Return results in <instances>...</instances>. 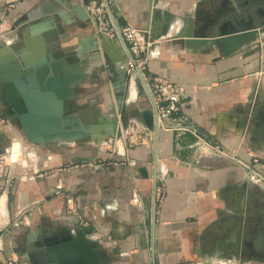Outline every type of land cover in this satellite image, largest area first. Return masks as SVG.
Segmentation results:
<instances>
[{
	"label": "crops",
	"instance_id": "0c3cea01",
	"mask_svg": "<svg viewBox=\"0 0 264 264\" xmlns=\"http://www.w3.org/2000/svg\"><path fill=\"white\" fill-rule=\"evenodd\" d=\"M44 1L0 0V25L6 27L0 48H23L22 29L34 22L27 15ZM97 1L104 8L102 28L116 33L106 0ZM220 1L111 0L109 5L118 24L120 18L140 30L146 80L161 77L183 88L179 113L169 122L184 115L237 159L263 162L264 29L229 54L209 43L185 48L173 39L187 28L186 17H206ZM163 10L173 16L165 17ZM159 24L170 36L161 30L150 36L146 27ZM58 31L52 45L67 51L93 33L94 25L61 21ZM109 37L124 56L117 35ZM108 62L86 70L77 95L81 107L115 112ZM132 78L136 88L138 78ZM3 95L0 82V107ZM126 103L130 125L109 145L77 137L31 142L18 119L7 118L0 130V264L11 256L20 264H39L31 244L41 235L76 230L92 241L100 264H264V253H244L264 228V184L247 180L244 168L190 132L159 128L156 135L148 129L135 116L152 107L146 92L136 88L128 98L127 91ZM154 173L160 187L155 212Z\"/></svg>",
	"mask_w": 264,
	"mask_h": 264
},
{
	"label": "water",
	"instance_id": "95a60500",
	"mask_svg": "<svg viewBox=\"0 0 264 264\" xmlns=\"http://www.w3.org/2000/svg\"><path fill=\"white\" fill-rule=\"evenodd\" d=\"M89 1L75 4L68 0H45L27 15L28 22H34L22 29L23 48L19 51H13L8 46L0 48V82L4 102L13 109L20 129L31 142L45 143L46 138L58 134L78 136L82 133L85 136L75 140L90 138L96 143L121 137L130 123L126 95L130 77H133L131 65L152 106L135 116L156 135L158 133L155 99L122 34L121 27L127 23L117 18L118 24L111 6L107 5L116 35L123 45V56L113 45L115 39L112 40L108 30L102 28L99 18H92L89 14L86 8ZM232 1L235 4L229 6ZM232 1L221 0L220 4L209 8L206 17H186L187 28H183L173 39L185 48L209 43L216 45L224 54L238 50L264 29V0ZM163 11L165 17L172 15L167 10ZM77 20L93 24L94 32L79 40L72 50L62 51L52 45L60 22L69 25ZM146 30L150 31V36L159 35V30L162 31L160 35L166 33L160 24L152 30L148 26ZM144 39H148L146 32ZM103 60L109 61L114 77L115 112L108 107L102 112L92 104L78 107L76 103L77 89L86 78V70ZM154 166L156 170V159ZM140 172L144 173V170L140 169ZM155 208L156 191L153 212ZM34 237L35 232H30L28 240ZM255 242L264 246V228ZM31 247L39 256V264H100L102 258L83 230L69 235H41Z\"/></svg>",
	"mask_w": 264,
	"mask_h": 264
},
{
	"label": "built area",
	"instance_id": "2783aa9c",
	"mask_svg": "<svg viewBox=\"0 0 264 264\" xmlns=\"http://www.w3.org/2000/svg\"><path fill=\"white\" fill-rule=\"evenodd\" d=\"M106 2L107 4H109L111 0H106ZM11 6H13V4H11ZM88 10H90V13L93 17L99 18L101 22L103 21L104 8L99 6L97 0L90 1ZM109 33L112 34L111 31ZM122 34L128 44L130 52L135 58L138 57L139 54L143 51L140 42L141 36L139 30L134 27L126 26L122 29ZM136 66H138L143 71L145 67V61L136 59ZM131 69H134V66L131 65ZM148 84L156 102L157 124L159 128L177 129L194 134L195 136H197L199 142L206 146V148L211 149L216 154L228 156L235 164L244 168L246 171L247 180L259 184H264V161L260 162L258 161V159H253L251 163H248L237 159L234 153L224 150L217 143L212 142V140L201 134L196 127L188 124L187 117L184 115H179L177 120L173 123L169 122V119L172 116L179 113V109L182 103V97L184 94V90L181 86L161 77H154L151 82H148ZM155 190L157 195V193L160 191V187L156 186ZM7 264H20V262L17 257L11 256L8 259Z\"/></svg>",
	"mask_w": 264,
	"mask_h": 264
},
{
	"label": "rangeland",
	"instance_id": "374dc122",
	"mask_svg": "<svg viewBox=\"0 0 264 264\" xmlns=\"http://www.w3.org/2000/svg\"><path fill=\"white\" fill-rule=\"evenodd\" d=\"M89 14L92 16V14L89 12ZM92 18H93V16H92ZM3 24L1 23V25H0V32H2V28H6V27H4V26H2ZM173 30H174V28H173ZM111 33L113 34V35H116V33L112 30L111 31ZM139 33H140V30H139ZM166 35H165V37H168V36H170V32L167 30L166 31V33H165ZM140 36H141V33H140ZM140 42H141V46H142V48H143V40H142V38H141V40H140ZM144 49V48H143ZM141 54H142V52L139 54V56L138 57H136V58H140V56H141ZM141 59V58H140ZM108 66H109V64H107ZM131 72H133V76L135 75V73H134V69H131L130 70ZM2 87V86H1ZM136 88H137V91L139 90V92L140 93H142L143 94V92L145 93V91H144V89L142 88V86H141V84H140V82H139V80L138 81H136ZM77 91L79 92L80 91V89L78 88L77 89ZM78 95V94H77ZM76 103H77V99H76ZM77 106L78 107H81V105H79V104H77ZM112 109V108H111ZM12 117V118H11ZM7 118H9V119H12L15 123H17L16 121V115L12 112V110H11V108L8 106V105H4L3 107H0V123H1V128L5 125V124H7ZM129 125H130V123H129ZM1 128H0V130H1ZM107 143L106 144H108L109 145V143H110V141H109V139H107V140H105ZM104 141V142H105ZM113 141V140H112Z\"/></svg>",
	"mask_w": 264,
	"mask_h": 264
},
{
	"label": "bare ground",
	"instance_id": "6f19581e",
	"mask_svg": "<svg viewBox=\"0 0 264 264\" xmlns=\"http://www.w3.org/2000/svg\"><path fill=\"white\" fill-rule=\"evenodd\" d=\"M165 14V13H164ZM100 63V62H98ZM136 94V88L134 85V80L132 77H130L129 80V87H128V98H133ZM81 136H85L82 133H79L78 136L74 135V134H58V135H51L48 138H46V141L52 140V139H57V138H66V139H71V138H78Z\"/></svg>",
	"mask_w": 264,
	"mask_h": 264
},
{
	"label": "flooded vegetation",
	"instance_id": "af4514ba",
	"mask_svg": "<svg viewBox=\"0 0 264 264\" xmlns=\"http://www.w3.org/2000/svg\"><path fill=\"white\" fill-rule=\"evenodd\" d=\"M259 253V252H262L264 253V246L262 244H258L256 242H254V245H252V247H248V244H245V248H244V253L247 254V253ZM253 253V254H254Z\"/></svg>",
	"mask_w": 264,
	"mask_h": 264
}]
</instances>
